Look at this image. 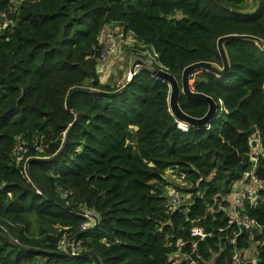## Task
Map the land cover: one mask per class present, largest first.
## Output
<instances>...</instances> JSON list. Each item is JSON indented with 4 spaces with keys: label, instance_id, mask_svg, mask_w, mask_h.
<instances>
[{
    "label": "trees",
    "instance_id": "trees-1",
    "mask_svg": "<svg viewBox=\"0 0 264 264\" xmlns=\"http://www.w3.org/2000/svg\"><path fill=\"white\" fill-rule=\"evenodd\" d=\"M21 0L0 26V264H184L170 257L187 251L188 230L206 233L197 242V262L215 252L213 264H229L232 245L221 212L207 206L228 193L254 153V174L264 181V51L249 40L224 47L229 71L216 77L196 71L191 89L216 103L211 120L181 130L167 107L166 83L141 67L121 87L99 81V36L109 24L152 53L179 82L194 62L220 64L217 37L249 34L264 43V0ZM10 0H0V11ZM187 115L201 117L205 102L178 97ZM34 140L15 162L16 140ZM173 175L170 177L166 173ZM191 199L184 213L165 212L166 180ZM177 187V186H175ZM187 187L186 190H184ZM245 213L261 231L234 238L243 264H264V191ZM95 217L77 229L81 212ZM36 222L30 230L29 218ZM61 231L80 240L83 253L55 249Z\"/></svg>",
    "mask_w": 264,
    "mask_h": 264
},
{
    "label": "built area",
    "instance_id": "built-area-1",
    "mask_svg": "<svg viewBox=\"0 0 264 264\" xmlns=\"http://www.w3.org/2000/svg\"><path fill=\"white\" fill-rule=\"evenodd\" d=\"M21 0H10L9 5L0 11V26H8L10 27L14 19L11 17L17 9V6ZM102 47L101 52L97 58L96 66L98 61H103L107 55L112 51L110 43L106 44L107 51L104 50ZM139 64L136 63L132 65V71H127L124 82L128 81L131 76L138 73L140 67ZM138 67V68H137ZM177 126L181 130H186L188 126L181 122H176ZM254 153H249V161L250 164L248 169L243 173V175L237 179L232 181L229 184L228 193L222 197L221 199L223 202H219L213 199V203L207 206V209L211 212H221L225 218L226 226L233 227L234 230L232 231L231 237L227 239V241L232 245V248L229 250L228 253V263L229 264H243V260L241 259L240 253L238 249L234 246V238L242 231H252L254 233H258L261 231V225L259 222L249 217L245 213L244 205L254 208L261 202L260 192L264 191V181L258 178L254 174L255 162L257 159V155L260 152L259 149V141L257 136H254ZM35 151L39 150V146L37 143L32 139L29 142L16 140L12 147V155L14 161L17 163L22 161L26 154H28L30 149ZM166 175L173 177V175L166 173ZM235 184V185H234ZM177 186V187H175ZM180 186L174 185V187H170L165 191L166 203L167 208L165 212H180L184 213L188 210L187 206L192 203L191 199L188 195L183 192ZM81 216L83 220L78 224L77 229L80 231L86 230L90 226L95 223V217L91 216L89 212L83 211L81 212ZM0 233L11 243L17 244L16 239L9 238L7 232L0 226ZM188 234L191 237L187 244V251H176L175 253L179 252L182 255V259L177 261L174 260V263L179 261H184V264H213V258L217 254L216 252L207 260L200 259V263L197 262L198 256L195 257V249L197 242L205 237L206 233L203 229L197 225H192L189 230ZM260 243H264V236L260 239H255L250 243V250L245 251L249 255L253 253L254 246ZM55 249L57 252L66 255V256H78L83 253V246L77 238L71 232L61 231L57 239L55 241ZM173 253L170 257H174Z\"/></svg>",
    "mask_w": 264,
    "mask_h": 264
},
{
    "label": "water",
    "instance_id": "water-1",
    "mask_svg": "<svg viewBox=\"0 0 264 264\" xmlns=\"http://www.w3.org/2000/svg\"><path fill=\"white\" fill-rule=\"evenodd\" d=\"M229 40H249L252 41L260 50L264 51L263 41L256 36L249 34H226L217 37L215 40V47L219 56L220 64L204 61L190 63L181 69L179 82L173 75L168 73L162 67L151 70L152 76L164 81L168 87L167 107L176 122H181L188 127H201L206 125L215 115L216 103L213 98L203 93L193 91L190 86L189 77L196 71H204L216 77L225 76L229 71V64L224 44ZM136 62H138V60H136ZM129 71H132V66ZM180 94L187 99H196L205 102L207 105L205 113L199 118L191 117L185 114L179 108L177 103Z\"/></svg>",
    "mask_w": 264,
    "mask_h": 264
},
{
    "label": "rangeland",
    "instance_id": "rangeland-1",
    "mask_svg": "<svg viewBox=\"0 0 264 264\" xmlns=\"http://www.w3.org/2000/svg\"><path fill=\"white\" fill-rule=\"evenodd\" d=\"M255 3V0L245 1L241 3L240 8L247 11L253 9ZM99 43L102 47L105 46V51H107V43H110L112 49V51L103 61L97 62L96 73L98 75L99 81L103 84L121 87L125 83L124 77L127 71H129L130 67L134 63L135 65L136 63L139 64L138 66L140 68L147 67L149 69H154L151 67L152 53L146 50V48L141 49L139 45L135 44L134 40L129 34H123L121 32L119 26L114 24L105 26L99 36ZM136 60H138V62H136ZM172 180L177 181L175 178L166 180L168 182L166 184V190L170 187H174ZM186 188L184 190H186ZM29 224L30 230H33V228H35L36 222L30 217ZM181 255L182 254L179 252L175 253L174 260L177 261ZM247 255L249 254H244V260L247 258ZM179 259H182V256ZM38 261L39 259L34 260L32 263L36 264Z\"/></svg>",
    "mask_w": 264,
    "mask_h": 264
},
{
    "label": "crops",
    "instance_id": "crops-1",
    "mask_svg": "<svg viewBox=\"0 0 264 264\" xmlns=\"http://www.w3.org/2000/svg\"><path fill=\"white\" fill-rule=\"evenodd\" d=\"M110 25V24H109ZM116 28V27H115Z\"/></svg>",
    "mask_w": 264,
    "mask_h": 264
}]
</instances>
